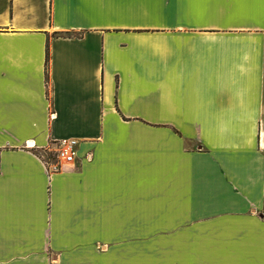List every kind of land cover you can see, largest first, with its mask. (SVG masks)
Instances as JSON below:
<instances>
[{
	"label": "crops",
	"instance_id": "1",
	"mask_svg": "<svg viewBox=\"0 0 264 264\" xmlns=\"http://www.w3.org/2000/svg\"><path fill=\"white\" fill-rule=\"evenodd\" d=\"M0 264H264V0H0Z\"/></svg>",
	"mask_w": 264,
	"mask_h": 264
},
{
	"label": "built area",
	"instance_id": "2",
	"mask_svg": "<svg viewBox=\"0 0 264 264\" xmlns=\"http://www.w3.org/2000/svg\"><path fill=\"white\" fill-rule=\"evenodd\" d=\"M77 140L74 138L60 139L48 147L46 165L48 171L56 172L61 169L63 163H70L76 156Z\"/></svg>",
	"mask_w": 264,
	"mask_h": 264
},
{
	"label": "trees",
	"instance_id": "3",
	"mask_svg": "<svg viewBox=\"0 0 264 264\" xmlns=\"http://www.w3.org/2000/svg\"><path fill=\"white\" fill-rule=\"evenodd\" d=\"M48 59V54H46V60Z\"/></svg>",
	"mask_w": 264,
	"mask_h": 264
}]
</instances>
